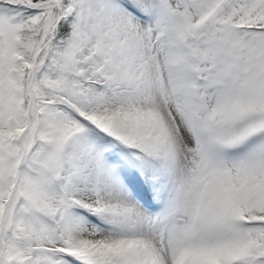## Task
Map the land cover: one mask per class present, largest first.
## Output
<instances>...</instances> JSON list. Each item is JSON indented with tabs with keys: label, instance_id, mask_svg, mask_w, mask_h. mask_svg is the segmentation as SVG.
<instances>
[{
	"label": "snow or ice",
	"instance_id": "snow-or-ice-1",
	"mask_svg": "<svg viewBox=\"0 0 264 264\" xmlns=\"http://www.w3.org/2000/svg\"><path fill=\"white\" fill-rule=\"evenodd\" d=\"M0 264H264V0H0Z\"/></svg>",
	"mask_w": 264,
	"mask_h": 264
}]
</instances>
